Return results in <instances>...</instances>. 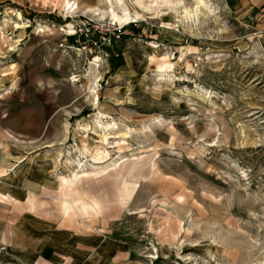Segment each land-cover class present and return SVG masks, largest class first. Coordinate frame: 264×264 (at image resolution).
Returning <instances> with one entry per match:
<instances>
[{"label": "rangeland", "instance_id": "obj_1", "mask_svg": "<svg viewBox=\"0 0 264 264\" xmlns=\"http://www.w3.org/2000/svg\"><path fill=\"white\" fill-rule=\"evenodd\" d=\"M76 1L0 0V179L24 159L45 179L29 207L110 264H264V0H206L191 28L181 7L121 23L110 6L135 13L133 0ZM82 20L122 25L98 66L59 46L93 41L73 36ZM24 111L35 121L18 137ZM99 111L115 134L94 130ZM0 264H19L1 241Z\"/></svg>", "mask_w": 264, "mask_h": 264}, {"label": "crops", "instance_id": "obj_2", "mask_svg": "<svg viewBox=\"0 0 264 264\" xmlns=\"http://www.w3.org/2000/svg\"><path fill=\"white\" fill-rule=\"evenodd\" d=\"M247 1H250V6L253 4V6H255L257 3V0ZM19 117L24 121L23 127L20 125ZM15 120L18 121V127L15 128L16 126L14 123L11 131H15V134L20 137V135H25L27 133V126L32 124L28 123V120L34 122L35 117L31 111H24L22 115L17 114ZM46 147H48L47 144L44 145V148ZM21 151L18 152L21 153ZM8 153V150H2V155L4 157L8 156ZM15 156L16 158L20 157L17 155ZM21 156V158L24 157L23 154ZM5 162L6 161H4L1 156L0 165H4ZM23 162L24 159L19 161V163H22L20 166L16 165L13 167V174L4 176L0 179V193L12 197V200L9 202L6 201L8 204L4 205V207L12 206V209L9 208L8 210V208H6L9 213L0 215V241L5 245V249L8 251L11 258L16 260L19 264L112 263L110 259L108 260L109 251L104 247V244H99V246L104 249L99 247V249L97 248L96 251H92V253L84 251L82 247H78L79 243L70 239L69 232L61 229L56 223L47 220V215H45L46 210H44L41 204V207H39L40 211L38 210L40 213H35V211H37L35 205L29 207V195L33 194L36 200L38 189L45 188L43 186L44 184L42 185L41 183L45 179H43L44 177L42 179L39 177L37 178L38 173H28L27 170L23 174L20 170L24 167L23 165L25 163L23 164ZM16 173L20 175L15 179L12 175ZM45 174H47V172ZM2 203L0 204L3 205ZM34 204H36V201Z\"/></svg>", "mask_w": 264, "mask_h": 264}, {"label": "bare ground", "instance_id": "obj_3", "mask_svg": "<svg viewBox=\"0 0 264 264\" xmlns=\"http://www.w3.org/2000/svg\"><path fill=\"white\" fill-rule=\"evenodd\" d=\"M111 1L112 0H110V3H111ZM114 1H115L114 3H116V1L121 3L122 0H114ZM133 1H134V5L136 7H138L136 9L135 13H133V10H131L128 6H126V4L122 3L120 5V7L117 9L118 11L112 5L110 6L111 10L109 12H110L111 17H113V19L116 20L117 22L129 23L131 20H136L137 17L142 16L143 15L142 12L156 13L157 14V12L161 11V9H163V7L171 8L174 11H176L177 7H179V8L181 7L183 9V17H184V19H186V23H187L188 27L191 28L192 25L195 24L196 21H198V19H200L201 15H204V17H207L208 15H210L212 13L211 5H209L208 1H206V0H192L193 3L189 7L186 5V0H133ZM43 2L44 3L47 2V3L51 4L53 7L58 6L62 9L66 8L71 12L78 8V3L76 0H43ZM119 3H117V4H119ZM159 15L161 16V14H159ZM154 16H156V15H154ZM18 17H20V15H18ZM205 20L206 19H204L203 22H205ZM20 27H23V26L16 25V28H20ZM150 46L156 47V45H154L152 43H150ZM89 72L91 73V69ZM85 75L88 76V72ZM90 76H92V75H90ZM90 76L86 78L85 90L88 92V94L91 95V93L94 92L95 88L92 85V78ZM71 78H73V77H71ZM184 80L187 81V79H184ZM95 92L97 93V91H95ZM97 98L98 97L96 95V99ZM67 113H69V112H67ZM104 117H105V115L101 111H99L97 113V116H96L95 121H94V130L95 131L101 130L102 132H106V133L108 132L107 133L108 135H111L113 133L115 134L119 130L118 123L113 121V120L105 119ZM112 146H109V147H112ZM69 154H70V151H67V156L65 158L66 162L69 164H75L74 160L71 159ZM84 156H86V155H84ZM112 162H114V160H111L109 162V164H111ZM85 164H87V163L85 162V163L81 164L80 160L77 161V165L78 166L81 165L80 167H84ZM90 165L93 168H97L95 165H92V164H90ZM106 166H108V164Z\"/></svg>", "mask_w": 264, "mask_h": 264}, {"label": "built area", "instance_id": "obj_4", "mask_svg": "<svg viewBox=\"0 0 264 264\" xmlns=\"http://www.w3.org/2000/svg\"><path fill=\"white\" fill-rule=\"evenodd\" d=\"M113 26H107L108 32H106L105 30H103V27L101 26V23L98 22H94V21H81V25L78 27V31H79V35H74L73 36H77L79 38V36H87L86 38H89V40H93L91 41V43L86 44L85 39L83 37V40H79L77 38H74L72 43H68L66 41H63V43H60V47H63V49L65 50L68 49L67 51H73V50H77L81 53L84 54V57L86 58V60L88 61L89 65H94V66H98V61L96 60H91V59H96V58H101L104 56H108V47L112 44V42L115 39L120 38V30L122 28V25H114ZM92 31L95 32H99L100 34H98V39L94 38V36L92 37L93 39H91V34ZM69 36L72 34H68ZM89 36V37H88ZM95 39V40H94ZM79 54V53H78ZM97 68V67H95ZM87 73V70H86ZM75 75L74 77L76 78V80H74V82H76L79 78H80V74L78 73H74L71 72L69 79H71V76ZM92 78V85L95 88V91H99V89L102 87V79L101 77L98 76H94V74L91 76ZM98 99V98H97Z\"/></svg>", "mask_w": 264, "mask_h": 264}, {"label": "trees", "instance_id": "obj_5", "mask_svg": "<svg viewBox=\"0 0 264 264\" xmlns=\"http://www.w3.org/2000/svg\"><path fill=\"white\" fill-rule=\"evenodd\" d=\"M6 259V258H5Z\"/></svg>", "mask_w": 264, "mask_h": 264}]
</instances>
